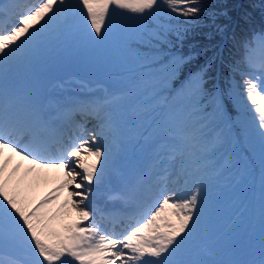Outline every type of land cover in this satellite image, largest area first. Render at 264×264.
<instances>
[{
	"label": "snow or ice",
	"instance_id": "obj_1",
	"mask_svg": "<svg viewBox=\"0 0 264 264\" xmlns=\"http://www.w3.org/2000/svg\"><path fill=\"white\" fill-rule=\"evenodd\" d=\"M221 17L230 19L226 11H210L202 0H0V264H264V155L259 251L242 260L206 259L213 253L200 239L209 162L235 166L230 155L219 161L214 156L228 142L225 129L254 130L264 152V30L242 44L244 54L230 66L225 86L210 75L219 53L184 74L215 45L187 55L175 48L197 29H208L203 34L209 41L226 36L228 25ZM124 21L136 25L129 52L146 61L142 68L158 66L161 91L175 103L174 112L159 122L153 119L145 129V139H158L154 163L108 194V200L131 206L126 221L96 207L95 197L121 143L113 105L133 92L105 89L99 100L62 102L22 96L4 80L5 69L30 63L69 29L74 37L100 44ZM131 114L146 118L147 110L132 108ZM90 121H95L91 131L86 127ZM14 156L19 160L9 171ZM49 170L60 176L53 191L67 190L60 208L76 210L74 223L60 222L59 210L45 207L58 195L35 204L21 195L24 180H38ZM95 215L111 227L97 223Z\"/></svg>",
	"mask_w": 264,
	"mask_h": 264
},
{
	"label": "rangeland",
	"instance_id": "obj_2",
	"mask_svg": "<svg viewBox=\"0 0 264 264\" xmlns=\"http://www.w3.org/2000/svg\"><path fill=\"white\" fill-rule=\"evenodd\" d=\"M68 31H71V29H69ZM69 34L70 36L64 37L63 39L61 37L49 43L50 46L47 48L48 52L51 53V62L49 64V67L52 69H60L61 72L65 70H73L72 66L80 64L81 60L83 59V56L85 55V58L87 60L83 59L84 62L82 63L83 65L81 67L82 71H84L85 68H88L89 67L88 65L92 64L96 70L100 72H104L103 70L106 69L107 66L102 64L99 59H95L91 57V60H90L89 57H86V55L88 56V51L90 47L95 46L97 44L91 43L87 41L86 39H84L83 37H73L71 35V32ZM66 39H68L67 43L65 42ZM110 40H111L110 38L109 39L107 38L103 42V44L105 45L110 44ZM68 43H70V45H68ZM80 45L81 46L85 45L84 47L85 50L84 49L80 50L79 49ZM55 50H58V51L51 52ZM67 50L72 51V53H76V52L80 53L81 51L82 52L77 57L67 56L66 59L59 58L60 55H63L64 52ZM64 61H67V63L63 64ZM69 62H73V63L68 64ZM151 78L152 77L150 75L145 74V76H143L142 79L137 82L136 86L138 88L141 86L142 88V90H140V92L137 95V99L139 98L144 99L148 96V98L152 100V95H154L155 93H158V91L162 89L163 80L161 84L159 83L152 84V81L150 82ZM86 80L89 81L87 78ZM122 81L123 79L119 81L116 80V74H113L112 76L109 74H105V76H97L96 80L91 83L92 85L100 86V88L103 89L105 86L114 87L112 83L116 85L123 84ZM98 82H102V84ZM120 87L125 88L123 86H120ZM115 90H119V87H117ZM135 95L124 97V99L122 100L124 103L123 105H126V106L130 105V109L135 108V106L131 104L132 102H134ZM158 95L161 96V98H156L153 102L154 104H156L157 100L160 99L159 107L156 108L155 106L149 109V112H151V116L147 120L149 123L153 119H158L160 117V113L170 112L171 110L170 104L168 105V103L171 102L172 100L169 97L168 92L165 91L163 92V94L158 93ZM165 97H169L167 102H165V99H164ZM166 105L168 106L166 107ZM125 117L132 119L133 115L131 114L130 111H126ZM145 126H146V123H143L141 126L136 127L133 130V133L137 132L139 134L141 130H145L147 128ZM128 127L129 126L126 127L127 136H125L124 138H131L130 130L128 129ZM233 129L234 128L232 127L231 130L228 131V133L231 137L234 138L236 137V134L234 133L232 135ZM225 132L227 134V131ZM231 137L228 139V142H226L223 145V147H227L230 150L232 149L233 154L235 153L237 154L238 147H235V145L237 146L238 144L236 141L237 137L234 139V144H235L234 146L230 145L233 142ZM124 138H120V140L122 141V139ZM245 138L250 140L251 146H257V145L261 146L260 139L254 130L249 129L248 131H246ZM121 143H120L119 148H114V152L116 156H118L119 153L121 152ZM129 146H130L129 150H127V153L124 155V157L127 159H131L132 153H134L135 151V147L132 144H130ZM244 148H245V144L244 143L242 144L241 142H239V149H238L239 163L240 162L245 163L244 165L245 172L244 174H241L242 181H240L237 184L238 187L247 179L248 175L246 173V170H249V167L251 168L250 169L251 179L249 182L241 185V187L242 186L245 187L243 188V190L239 188L238 191H236L235 188L233 189L228 188L229 183L236 179L240 166L235 169L234 174H233L234 177L228 176L227 178L228 180H222L219 184H214V181L212 180L213 179L219 180L220 178L218 179V177L223 176L228 171V168H220V167H217V165H215L211 161L209 162L208 175L210 179L208 181V188H207L208 196H207V200L204 205L205 212L202 218V227L200 231V237L204 235L206 236L210 235L211 237L210 239L213 240L214 239L213 233H215L226 222H229V219L231 218L232 224L230 227H228L227 231H225L221 236H219V239L217 242L213 243L212 245L209 244L208 250H210L213 253V255L217 254L221 258L234 257L235 259H238V258L240 259L243 257V254L246 251L251 253L253 251L257 252L259 250V244L261 240V220L260 221L257 220V217L261 218V164L259 165L255 164L251 160L250 154L246 153L247 150L246 149L243 150ZM222 153H225V150ZM222 153L219 155L220 157L218 156V159H217L218 161L221 159ZM260 153H263L264 155V152L260 151ZM135 158H136V155H135ZM180 163H181V160L178 159L176 161L177 167L180 165ZM246 165L248 167H246ZM217 172L219 173L218 175H217ZM56 174L51 179L55 178ZM226 176L227 175L223 176V178ZM29 195H22V196L26 197L29 201H31V203H34V202L36 203L34 196L32 194H29ZM62 202L63 200H61V202H58V204L57 202H54L51 208L55 209L57 205H59L58 210L60 212V222L68 223V220L72 218L73 215H69L71 213V209H68V208L61 209L60 208V205L62 204ZM256 208L260 210V213H259L260 217L259 215H256L254 212ZM225 216L227 217V221L225 219ZM242 216H243V219L239 220L241 219ZM251 227H253V229H251ZM230 246H234L233 253L230 256H227V253L225 252V250L229 248ZM213 255L206 256V257L209 259H212Z\"/></svg>",
	"mask_w": 264,
	"mask_h": 264
},
{
	"label": "trees",
	"instance_id": "obj_3",
	"mask_svg": "<svg viewBox=\"0 0 264 264\" xmlns=\"http://www.w3.org/2000/svg\"><path fill=\"white\" fill-rule=\"evenodd\" d=\"M202 3L210 11H226L230 18L221 17L220 19L221 23L228 25L220 73L221 79L227 84L231 75L230 66L240 60L244 54L245 49L242 44L245 41H251L254 33L264 30V0H202ZM201 19L206 20V17L202 16ZM207 31L206 28L197 29V33L195 35L190 34L182 44L180 42L175 43V48L185 55L189 52H198L203 46L210 43L216 46L205 55L197 56L192 64L185 68L184 73L203 64L207 57L217 53L222 37L216 35L213 40L209 41L203 34ZM215 65L216 62L210 72L214 78L216 77ZM235 79H241V77L236 75Z\"/></svg>",
	"mask_w": 264,
	"mask_h": 264
},
{
	"label": "bare ground",
	"instance_id": "obj_4",
	"mask_svg": "<svg viewBox=\"0 0 264 264\" xmlns=\"http://www.w3.org/2000/svg\"><path fill=\"white\" fill-rule=\"evenodd\" d=\"M72 92L74 93L75 98H79V96L76 94V91H72ZM59 96L60 95H58V98H59ZM94 99L97 100L96 98H94ZM13 161H14V159H13ZM22 173H23V168H21V170H20V174H22ZM55 174H56L55 170H49V171H47L46 175L42 176L38 180L32 179V177H28L26 180H24L22 182V185L24 186L22 189L26 190V191H30V192L35 191L37 193V197H41V196H43V194L50 192V186H48L46 188H43V187L47 182H50L52 180L51 178ZM110 180H111V175L108 173L105 176L104 184H109ZM238 181H240V177L237 178L236 182H238ZM241 190H243V189H241Z\"/></svg>",
	"mask_w": 264,
	"mask_h": 264
}]
</instances>
